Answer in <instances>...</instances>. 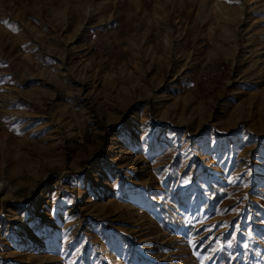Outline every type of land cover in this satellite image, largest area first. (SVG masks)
<instances>
[{
    "label": "rangeland",
    "instance_id": "374dc122",
    "mask_svg": "<svg viewBox=\"0 0 264 264\" xmlns=\"http://www.w3.org/2000/svg\"><path fill=\"white\" fill-rule=\"evenodd\" d=\"M263 183L264 0H0V264H264Z\"/></svg>",
    "mask_w": 264,
    "mask_h": 264
},
{
    "label": "trees",
    "instance_id": "16d2710c",
    "mask_svg": "<svg viewBox=\"0 0 264 264\" xmlns=\"http://www.w3.org/2000/svg\"><path fill=\"white\" fill-rule=\"evenodd\" d=\"M216 191L218 192V190H216ZM257 192L259 194H264V183L257 189ZM162 209L166 214L164 221H163V227L167 230H170L171 228L168 226V224L173 223L170 212L166 211L163 207H162ZM182 223H183V219L180 217L179 220H177L175 223H173V225H174L173 227L180 226ZM259 227L263 228V226H261V225ZM218 263L219 264H242V257H237L234 254V256L230 259V255L228 254V252L223 250L221 252L220 257H218Z\"/></svg>",
    "mask_w": 264,
    "mask_h": 264
},
{
    "label": "crops",
    "instance_id": "0c3cea01",
    "mask_svg": "<svg viewBox=\"0 0 264 264\" xmlns=\"http://www.w3.org/2000/svg\"><path fill=\"white\" fill-rule=\"evenodd\" d=\"M176 185H177V183H176ZM170 188L172 189L171 186H170ZM175 191H176V190H175ZM175 191H173V192H174V193H173V196H174V197H176L175 195L179 194V193H176ZM170 192H172V191L170 190ZM171 218H172V222L175 223L176 220H174L173 216H171ZM173 223H169L168 225H169V226H174ZM87 248H88V246H87V244H85V245H84V249L86 250ZM89 252H90V250H89ZM89 256H90V253H89Z\"/></svg>",
    "mask_w": 264,
    "mask_h": 264
}]
</instances>
